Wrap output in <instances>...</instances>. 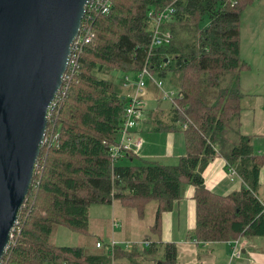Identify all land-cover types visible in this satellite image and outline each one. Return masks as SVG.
Listing matches in <instances>:
<instances>
[{"label":"trees","instance_id":"16d2710c","mask_svg":"<svg viewBox=\"0 0 264 264\" xmlns=\"http://www.w3.org/2000/svg\"><path fill=\"white\" fill-rule=\"evenodd\" d=\"M172 2V16L161 26L172 39L150 50L149 12ZM253 2L110 0L107 13L83 17L93 36L55 96L32 182L0 264H176L177 244L159 237L161 214L171 210L185 184L194 187L196 202V225L187 233L188 241L264 236V199L259 194L264 154L255 153L249 136L240 131L245 95L239 78L249 66L240 55L239 22L243 8ZM144 67L149 78L169 77L177 90L170 109L156 112L152 127L184 134L185 154L175 165L148 160L119 164L134 153L117 159L109 153L118 142L127 96L134 89L127 94L129 86L116 84L110 71L134 77ZM154 82L160 91L162 82ZM143 91L139 116L146 105L145 81ZM215 156L225 159L243 187L226 195L207 188L201 173ZM113 201L135 209L140 219L154 202L142 250L134 242L131 248L116 243L96 247L100 239L90 248L52 242L60 225L89 235L90 206Z\"/></svg>","mask_w":264,"mask_h":264},{"label":"water","instance_id":"95a60500","mask_svg":"<svg viewBox=\"0 0 264 264\" xmlns=\"http://www.w3.org/2000/svg\"><path fill=\"white\" fill-rule=\"evenodd\" d=\"M89 0H0V261ZM245 254V251H241ZM245 259L235 264H248Z\"/></svg>","mask_w":264,"mask_h":264},{"label":"crops","instance_id":"0c3cea01","mask_svg":"<svg viewBox=\"0 0 264 264\" xmlns=\"http://www.w3.org/2000/svg\"><path fill=\"white\" fill-rule=\"evenodd\" d=\"M123 74L125 73H122V76ZM240 80L241 73L239 78V87ZM152 82L153 83L148 90L149 92L147 90L145 92V98L147 94H149L159 99L160 91L156 87L155 82ZM126 90L127 94L131 92L132 84L126 88ZM243 94L245 95L243 96L244 101L249 103L246 105L242 104L240 131L242 134L249 136L254 152L259 154L260 152H264V140H262L264 139V127L255 128L261 125L259 119L255 116L257 112V104L254 101L253 96L245 93ZM169 107H171V102ZM169 107L166 109L159 107L158 109H154L152 111L147 110V118L144 122L139 121V124L136 125V128L132 131L135 138H141L142 145L137 153L133 154V158L128 159L129 161L138 159V162L141 163L145 160V157H148L149 159H146L148 161L159 162L161 160H173L169 159L173 157H177L179 159L185 154L184 134L181 131L155 132L152 130L153 119L156 112L158 110H168L170 109ZM155 133L161 135L159 148L157 150H154L152 148V144L150 143V141H153L156 137ZM254 144H261L262 149L255 151ZM201 174L207 188L220 195L229 194L231 190L237 191L245 185L243 180L237 174L231 176L227 172L226 161L221 156L213 157L204 167ZM238 186H240V188L236 189ZM259 194L264 199V188H262L261 185ZM193 195L194 187L190 184H185L182 188L181 197L173 203L171 210L164 211L161 214L159 237L162 242H173L177 244L178 254L176 264H235L236 261L245 259L246 254L249 259L248 264H264V236L242 235L233 240L231 239L229 241L216 242L188 241L187 233L193 230L196 225V202ZM115 202L117 201H113L112 203ZM120 206L124 207L122 205ZM153 207L154 202H150L146 209L148 210V213H146L143 219H140L136 214L137 222L135 227L137 233L141 232V238L148 232V228L153 222ZM125 208L127 210L133 209L127 207ZM133 210L136 212L135 209ZM134 237L135 235L133 238ZM234 240H238L241 245V250L245 251V254H243V256L238 260H231L230 257V244ZM100 244L102 245V243Z\"/></svg>","mask_w":264,"mask_h":264},{"label":"rangeland","instance_id":"374dc122","mask_svg":"<svg viewBox=\"0 0 264 264\" xmlns=\"http://www.w3.org/2000/svg\"><path fill=\"white\" fill-rule=\"evenodd\" d=\"M203 24L204 22H202V25ZM239 25L241 46L240 55L242 60H244L249 66L248 69H244L241 72L240 89L241 92L253 96L254 101L257 104V112L255 116L261 123L259 127L255 128H262L264 127V0H254L253 3L243 8L240 15ZM94 72L95 70H93V73ZM122 73L123 72L120 70L110 71L111 77L118 85L121 84L122 77L125 75L123 74L122 76ZM106 75L102 74L101 76ZM130 77L133 79L132 76ZM151 79L162 82L159 94L160 97L158 99L149 94H147L146 98L144 96L146 99V105L141 115L138 117L140 122H144L147 118V110L152 111L159 107L166 109L170 106L171 98L177 95L176 87L172 84L169 77L159 78L157 76H152V78H149V76L146 75L144 81L147 91L153 83ZM165 95H168L169 98H164ZM243 98L241 103L244 105L248 104L249 102L244 101ZM251 127L253 128L252 125ZM160 136V134H156V139L154 138L153 141H150L154 150L159 148ZM231 136L232 135L228 137L231 138ZM254 149L255 151L262 149L261 144H254ZM259 154H264V152H260ZM144 159L146 160L149 158L145 157ZM169 159L173 160H161L158 163L175 165L179 160L177 157ZM118 162L119 164H139L138 159H133L132 161L123 159ZM260 171V185L264 188V166L261 167ZM239 188L240 186L236 189ZM232 192H234V190H231L229 194ZM117 202L112 203L113 205L93 204L90 206L88 226V231L90 232L89 235L79 234L65 225H60L57 226L54 233L51 235L52 242L57 246H83L84 248H90L95 240L99 239L105 246L116 243L128 248H131L134 242L136 243L137 249L142 250L145 243L142 242L141 232L137 233L136 231V212L133 209L127 210L125 207H121ZM146 211L148 213V210ZM134 235L135 237L133 238Z\"/></svg>","mask_w":264,"mask_h":264},{"label":"built area","instance_id":"2783aa9c","mask_svg":"<svg viewBox=\"0 0 264 264\" xmlns=\"http://www.w3.org/2000/svg\"><path fill=\"white\" fill-rule=\"evenodd\" d=\"M174 2V1H173ZM173 2L159 9L150 10L149 14L153 20V26L151 29V39L149 49L151 50L155 46L169 44L172 36L167 31H162L161 26L162 23L169 20L173 13ZM110 0H89L87 5L85 6V15L84 18L88 19L91 13H107L110 8ZM85 19V21H87ZM93 33L91 31V27L89 24L83 23L80 28V32L78 36L75 38L74 42L71 46V53L69 56L68 65L65 73L62 76V84L64 81L69 80L75 71L77 66V60L79 54L82 50V46L89 42L92 38ZM148 76L147 68L144 67L140 71L136 73L131 79L129 74H125L122 77V85L123 86H133V92L127 96V104L124 109L123 114V122L122 128L119 133L118 142L112 144L109 149V153L112 159H117L123 156H126L129 153H137V151L141 148L142 141L141 139H137L133 136L132 131L138 124V116L140 109L142 108L144 101L142 100V96L144 95V78ZM62 87V85H61ZM60 87V88H61ZM66 87V83L64 85ZM60 91V89H59ZM56 96V95H55ZM55 100V98H54ZM50 105L47 112V121L49 115H51L53 110V104ZM227 172L231 175H235V171L232 168H228ZM100 242L96 243V247H100ZM231 252L230 257L231 260H238L243 256L241 252V245L238 240H234L230 244Z\"/></svg>","mask_w":264,"mask_h":264}]
</instances>
